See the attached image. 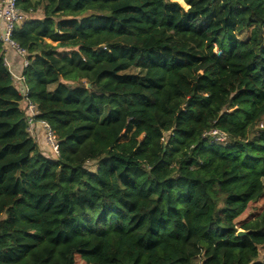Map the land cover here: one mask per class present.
<instances>
[{
	"label": "trees",
	"instance_id": "16d2710c",
	"mask_svg": "<svg viewBox=\"0 0 264 264\" xmlns=\"http://www.w3.org/2000/svg\"><path fill=\"white\" fill-rule=\"evenodd\" d=\"M182 1L17 0L59 155L0 43V264H264V0Z\"/></svg>",
	"mask_w": 264,
	"mask_h": 264
},
{
	"label": "built area",
	"instance_id": "2783aa9c",
	"mask_svg": "<svg viewBox=\"0 0 264 264\" xmlns=\"http://www.w3.org/2000/svg\"><path fill=\"white\" fill-rule=\"evenodd\" d=\"M28 19H29V15L23 13L19 9L17 5V0H0V24H3L4 26L3 32L0 34V43L5 53V63L7 66H10L9 64L10 62L7 58L8 50L14 51L18 55V57L21 58L23 70L30 65L27 51L22 49L13 40V32L17 28H20L24 23H26ZM19 79L25 86L24 76L23 75L20 76ZM27 93H28V89L25 86L23 93L21 94L23 97H25V100L23 101L27 106L25 113L29 124V132L32 134L34 131V125L36 124L35 117L38 115V108L36 104L30 102L27 99ZM41 126L45 131L44 133H45L46 144L58 156L59 146L57 143L56 135L50 129L47 123L41 122ZM204 137L218 143H223L227 140L226 135L218 129H214L209 133H206Z\"/></svg>",
	"mask_w": 264,
	"mask_h": 264
},
{
	"label": "rangeland",
	"instance_id": "374dc122",
	"mask_svg": "<svg viewBox=\"0 0 264 264\" xmlns=\"http://www.w3.org/2000/svg\"><path fill=\"white\" fill-rule=\"evenodd\" d=\"M172 1H176V2H179L183 7H185V9L187 10V7L185 5V3L182 1V0H172ZM32 15H34L35 18H41L42 17V13H38V14H35L33 13ZM30 18V16H29ZM251 35V30L250 31H247V32H243V33H240L238 35V38L242 41H246ZM54 45H56V43H54ZM14 84L15 86L20 89L19 91L21 93H23V90L25 88L24 84L20 81L19 77H16L14 78ZM22 110L25 112L27 106L26 104L23 102L22 105ZM260 127V129H263L264 128V124L262 125H259L258 128ZM35 132L33 131L32 134H34ZM43 137V136H42ZM167 139V137H166ZM42 140V139H41ZM43 140H45V138H43ZM221 141H224V140H221ZM219 141V142H221ZM227 141H225L226 143ZM44 147V152L46 154L49 155V153H51V151L49 150L50 148L47 146L46 142H45V145L43 146ZM52 155V154H51ZM97 163L95 162H89L87 167L92 170V171H95L96 170V166ZM263 205H264V201H261L259 204L255 205V206H252L249 208V210L247 211L246 215H243L241 219H246L247 217L249 216H255V215H258L260 212H262V209H263Z\"/></svg>",
	"mask_w": 264,
	"mask_h": 264
},
{
	"label": "crops",
	"instance_id": "0c3cea01",
	"mask_svg": "<svg viewBox=\"0 0 264 264\" xmlns=\"http://www.w3.org/2000/svg\"><path fill=\"white\" fill-rule=\"evenodd\" d=\"M4 26L3 24H0V34L3 32ZM7 58L9 60V69L13 75V79L16 77H20L23 75V69H22V61L21 58L18 57V55L12 51V50H8L7 53ZM34 134H31L34 139L36 140V142L39 144L42 152L44 153V145H45V140H43V138H45V131L43 130L40 122L36 123L34 125ZM43 136V137H42ZM42 139V140H41Z\"/></svg>",
	"mask_w": 264,
	"mask_h": 264
},
{
	"label": "water",
	"instance_id": "95a60500",
	"mask_svg": "<svg viewBox=\"0 0 264 264\" xmlns=\"http://www.w3.org/2000/svg\"><path fill=\"white\" fill-rule=\"evenodd\" d=\"M88 88H89V86H88ZM246 235V232L245 231H239L238 232V237H241V236H245Z\"/></svg>",
	"mask_w": 264,
	"mask_h": 264
}]
</instances>
